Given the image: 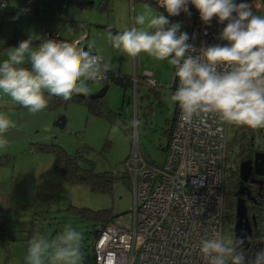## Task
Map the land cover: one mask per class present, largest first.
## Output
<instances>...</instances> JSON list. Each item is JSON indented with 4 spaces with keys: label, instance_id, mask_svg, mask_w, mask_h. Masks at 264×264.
I'll return each mask as SVG.
<instances>
[{
    "label": "rangeland",
    "instance_id": "obj_1",
    "mask_svg": "<svg viewBox=\"0 0 264 264\" xmlns=\"http://www.w3.org/2000/svg\"><path fill=\"white\" fill-rule=\"evenodd\" d=\"M14 1L17 0H8L10 3ZM30 1L39 7V15L34 20L22 15L19 7L10 9L8 4L3 12L0 8V44L15 37L18 41L1 48L0 61L7 59L9 51L18 47L22 40L29 39L25 38L27 31L31 38L39 37L41 33H46L42 30L44 25L53 23L58 26L63 21L64 15L59 19L57 13L65 14L68 11L71 18L84 22L87 41L96 48L109 69L127 75L134 70L147 72L149 80L158 84L155 90L159 97L148 86L154 85L146 81L139 87L137 95L133 94L131 88L124 90L117 84H108L103 99L111 111L119 113L114 123L89 114L86 106L78 102L31 113L0 93V113L7 115L16 125L6 133L7 147L0 149V155L9 157L8 162L0 165V197L2 199L3 194L15 189H26L30 193L26 202L34 197V203L28 205L6 206L2 202L0 264H26L27 248L33 236H43L51 241L66 224L83 232L84 264H94L92 222L82 218L72 207L92 210L107 208L114 215V222L130 219L133 207L130 181L116 179L111 192H93L87 184H69L56 171L53 154L36 149L33 143L54 142L70 153L87 146L88 150H81V153L91 160L95 171L111 170L116 175L124 171V160L131 151L140 150L151 161L163 160L164 147L168 143L165 132L170 129L174 112V105L170 101L173 92L169 89L174 68L167 61H156L146 53L137 57L128 56L114 49L107 36L108 30L113 35L132 27L147 30V20L145 25H137L135 16L145 14L150 18L152 14L162 11L155 5L157 0H110L109 9L101 8L99 0H93L94 4L88 7H80L67 0ZM258 1L252 10L255 14L264 15V8ZM18 14V19L13 20ZM172 22L178 21L173 19ZM18 36H21L20 39ZM31 47L36 49L39 45L31 44ZM87 84L91 93L104 86L101 80ZM59 115L66 117L63 127L53 124ZM232 130L233 127L228 124L229 137L233 134ZM106 142L108 147L103 146ZM262 142L264 138L256 134L255 144ZM234 166L233 157H228L225 168L230 171ZM32 190H35L33 194ZM231 212V207L224 201L223 237L233 238V233L228 230L231 224L226 218Z\"/></svg>",
    "mask_w": 264,
    "mask_h": 264
},
{
    "label": "clouds",
    "instance_id": "obj_2",
    "mask_svg": "<svg viewBox=\"0 0 264 264\" xmlns=\"http://www.w3.org/2000/svg\"><path fill=\"white\" fill-rule=\"evenodd\" d=\"M162 12L135 16L137 25L107 36L112 47L128 56L146 53L156 61H167L175 69L178 86L170 96L180 109L183 123H191L202 114L219 117L220 122L251 129H264V15L255 14L246 0H157ZM199 12L205 25L213 18L225 26L220 38L223 46L212 45L201 49L200 55H187L194 51L187 41V32H178L180 22L168 17L181 12L191 15L188 5ZM7 4H0V8ZM27 11V10H22ZM19 14L13 17L18 19ZM226 22V23H225ZM154 30V31H150ZM99 57L91 56L77 42L47 39L36 49L31 40H22L11 49L7 59L0 63V93L11 98L31 113L48 107L45 96L70 101L74 95H90L86 81L106 79L101 72ZM28 67H22L25 63ZM226 71H217L219 66ZM109 65H104L108 71ZM15 123L0 113V149L7 147L6 133ZM82 231L64 225L63 231L49 241L43 236L30 240L26 264H84ZM250 236L204 238L199 249L207 264H245L244 246ZM252 264H264V248L254 253Z\"/></svg>",
    "mask_w": 264,
    "mask_h": 264
},
{
    "label": "built area",
    "instance_id": "obj_3",
    "mask_svg": "<svg viewBox=\"0 0 264 264\" xmlns=\"http://www.w3.org/2000/svg\"><path fill=\"white\" fill-rule=\"evenodd\" d=\"M260 1L264 8V0ZM246 2L253 8L259 1ZM5 3L0 0V4ZM156 5L159 7L157 1ZM188 8L191 15L181 12L168 17L170 22L177 19L182 24L178 35L189 34L187 43L194 51L186 56L227 43L220 38L224 23L213 18L210 25H205L194 6L189 4ZM21 11L32 16L29 4ZM82 39L69 42L79 45ZM226 70L223 65L217 68ZM142 74L144 81L155 84L147 72ZM177 86L175 78L174 92ZM227 141L228 123L220 122L218 116L202 114L186 124L177 106L163 160L150 162L140 150L131 151L126 160L133 196L131 217L111 221L94 237V264H207L199 251L201 241L215 238L217 232L222 234L224 224Z\"/></svg>",
    "mask_w": 264,
    "mask_h": 264
},
{
    "label": "trees",
    "instance_id": "obj_4",
    "mask_svg": "<svg viewBox=\"0 0 264 264\" xmlns=\"http://www.w3.org/2000/svg\"><path fill=\"white\" fill-rule=\"evenodd\" d=\"M70 3H74L80 7H88L94 4L93 0H68ZM109 1L110 0H99V5L101 8L109 9ZM36 9H30L35 13ZM32 17V16H31ZM72 26H82L85 24L71 22ZM46 33L42 34L39 39L31 41V44L40 45L47 39L53 40H68L72 41L74 39L71 38H63L58 32L54 33ZM76 39V38H75ZM15 40H7L3 41L0 44V50L3 46L8 43H14ZM18 42V41H16ZM82 44V48H84L89 54H95L92 48L86 42V36L80 41ZM96 55V54H95ZM101 72L106 76V79H103V85H108L110 83L117 84L121 86L124 90L131 88H135L137 92L133 91V93H138L139 87L144 82L143 74L139 73L137 70H134L132 74H120L119 72L112 71L108 69V71H104V67L99 62ZM22 67H28L30 69V64L26 63L22 65ZM175 73V69H173ZM136 78L137 80H134ZM175 79V75L170 84L169 89L174 93L173 81ZM89 81H86L88 83ZM150 90L157 94L159 97V93L155 90V87L158 86L155 81L154 86L148 85ZM91 93V92H90ZM94 93V92H93ZM46 98L49 100L48 107L46 109H51L60 105H65L68 102H78L82 103L86 106L89 114L94 116H100L105 118L109 123H114L119 116V113H115L111 111L104 99L103 96L99 97H87L74 95L70 101H63L58 97L48 96L47 92H45ZM177 113V105H174L173 118L171 119L170 129L166 130L165 134L169 140L171 134V127L173 121L175 120ZM233 134L231 137L228 136L227 141V151H226V159L228 157H233V162L235 166L232 170L225 171V189H224V198L223 201L231 207L232 212L227 215V220L231 224L229 225V229L231 233H233V225L236 220L235 216V205L238 197L243 196L245 199V204L247 207V215L251 223V240L249 241V245L244 247V255H245V264L249 263L252 258L253 248L259 247V249L264 248V190L258 189V187L250 186L249 183L243 182L238 175V164L243 159H248L250 156L258 150L259 145L255 144L256 134L260 135L264 138V129H251L246 126H236L232 125ZM264 143V142H262ZM35 144V145H34ZM34 147L40 151L51 152L54 157V167L56 171L61 175V177L69 184H87L89 189L93 192H111L114 182L116 179L122 180L124 182L130 181V176L125 165L124 171H122L119 175H116L111 170L106 171H95L92 166L91 160L84 157L81 153V150H88L87 146H83L81 149L75 152H68L63 146L54 142H34ZM104 147H108V143L106 142ZM166 147H164L165 150ZM131 152H129L128 156L124 160V164L128 159ZM6 154L0 155V165L8 162V158L5 156ZM147 159V158H146ZM8 160V161H7ZM151 162V160H149ZM155 162V161H154ZM250 193V197L247 196L246 193ZM244 194V195H243ZM262 194V195H261ZM252 197L255 198L256 202L252 200ZM259 197V198H258ZM80 213L81 217L87 219L92 222L93 230L92 235L93 238L100 232L108 223L113 221L114 215L111 214V211L107 208H102L98 210H92L87 207H72ZM3 223L0 221V230L3 229ZM224 226V224H223ZM222 226V232H223ZM93 251V250H92ZM230 264V262H229Z\"/></svg>",
    "mask_w": 264,
    "mask_h": 264
},
{
    "label": "crops",
    "instance_id": "obj_5",
    "mask_svg": "<svg viewBox=\"0 0 264 264\" xmlns=\"http://www.w3.org/2000/svg\"><path fill=\"white\" fill-rule=\"evenodd\" d=\"M6 1V4L8 5L9 4V8L10 9H16L17 7H19V12L22 14V15H27V14H25V13H23L22 11H21V7L23 6V5H25V4H29L30 5V9H31V7H32V10L33 9H36L35 10V13L34 12H32V17L31 16H28L30 19H32V20H34V19H36L37 17H38V15H39V7L34 3V4H32V2L30 1V0H17V1H14V3H10V2H8V0H5ZM67 2H68V0H67ZM67 4H69V3H67ZM155 5H156V2H155ZM156 7L157 8H159L157 5H156ZM3 9H5V7H2L1 8V11L3 12ZM69 8L67 7V10H68ZM160 9V8H159ZM161 10V9H160ZM162 11V10H161ZM162 13H163V11H162ZM164 14V13H163ZM62 15H64V18H62ZM165 15V14H164ZM57 17L59 18V19H63V21H60L59 22V25L58 26H56V25H54L53 23H51L50 25H48V26H45L44 25V27L42 28V30H45L46 31V33H48V32H50V33H54V32H58L63 38H71V39H75V38H79V37H82V38H84L85 36H86V42H87V44L92 48V50L94 51V53L96 54V56H100L101 57V55H99L98 53H97V50H96V48L90 43V42H88L87 41V33H86V31L84 30V28L82 27V26H77V27H74V26H72V23L71 22H75V23H82V24H84V22L83 21H78V20H76V18H71L72 16H70L69 14H68V11H67V13H65V14H61V12L60 13H57ZM16 20V19H15ZM24 20V19H23ZM22 20V21H23ZM62 31H63V33H62ZM15 29H14V32H13V34H14V37L16 36L15 35ZM42 34L43 33H41L40 35H39V37H35V38H31L30 36H28V31H27V34H25V38H29L31 41H34V40H36V39H39L41 36H42ZM20 37L21 36H18L17 38L18 39H20ZM16 38V37H15ZM15 38H13L15 41H16V39ZM12 39V40H13ZM7 41V40H6ZM32 45H36V44H32ZM79 46L80 47H82V44L81 43H79ZM99 57V58H100ZM100 61H101V64H102V66L104 67V60H103V58L101 57L100 58ZM0 62H2V61H0ZM27 63V62H26ZM25 63V64H26ZM7 99V98H6ZM1 190V189H0ZM34 191L35 190H32V194L34 193ZM30 193H27V190L26 189H24L23 191H21L20 189H15V190H13V191H10V193L8 194V193H6V194H3V198L1 199V197H0V206H2V202L4 201V204L6 205V206H13V205H20V204H26V205H28V203H34V197L32 196L31 197V199H30V201L29 202H26L27 201V198H29V195ZM0 215H1V213H0Z\"/></svg>",
    "mask_w": 264,
    "mask_h": 264
},
{
    "label": "water",
    "instance_id": "obj_6",
    "mask_svg": "<svg viewBox=\"0 0 264 264\" xmlns=\"http://www.w3.org/2000/svg\"><path fill=\"white\" fill-rule=\"evenodd\" d=\"M108 85H104L101 89L94 93H90L88 97H99L103 96ZM66 122V117L64 115H59L53 124L58 127H63ZM253 170L255 175L261 176L264 174V151H255L253 158H248L241 160L238 164V175L243 182L252 181L260 182L254 178H250V173ZM235 216L236 220L233 225V238L237 235L239 236H250L251 234V223L247 215V207L245 204V199L243 197H238L235 205ZM249 243H246L244 247H247Z\"/></svg>",
    "mask_w": 264,
    "mask_h": 264
},
{
    "label": "flooded vegetation",
    "instance_id": "obj_7",
    "mask_svg": "<svg viewBox=\"0 0 264 264\" xmlns=\"http://www.w3.org/2000/svg\"><path fill=\"white\" fill-rule=\"evenodd\" d=\"M256 151H257V150H256ZM258 151H264V143H261V144H260V146H259V148H258ZM253 155H254V153L250 156V158H253ZM250 178H254V179L260 181V182H252V181H250V180L247 181V183H249L250 186L253 187V189H254L255 187H258V189H260V190H264V174H262L261 176H258V175H255V174L253 173V170H252L251 173H250ZM262 193H264V192H262ZM246 194H247L248 197H250V193H249V191H248V193H246ZM243 195H244V194H243ZM261 195H262V194H261ZM241 197H243V196H241ZM243 198H244V197H243ZM258 198H259V197H258ZM252 200H254V201L256 202V200H255L254 197H252ZM252 250H253L252 258H251L250 262L247 263V264H252L253 259H254V253H255L256 251L259 250V247H254Z\"/></svg>",
    "mask_w": 264,
    "mask_h": 264
}]
</instances>
